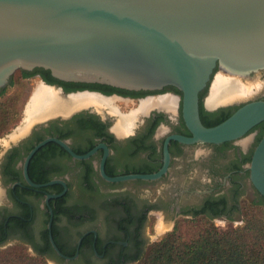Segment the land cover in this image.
<instances>
[{"label": "flooded vegetation", "instance_id": "1", "mask_svg": "<svg viewBox=\"0 0 264 264\" xmlns=\"http://www.w3.org/2000/svg\"><path fill=\"white\" fill-rule=\"evenodd\" d=\"M17 74L29 90L18 100L16 121L0 134L5 137L0 143V246L22 245L52 264H132L157 218L162 223L158 232H168L183 218L240 223L246 205L264 214V198L251 185L248 168L264 135V120L237 140L187 145L175 138H190L191 133L182 117L181 93L173 87L128 92L60 82L40 69ZM258 74L245 80L257 85L261 81L259 89L251 87L252 95L212 109L205 104L207 85L198 93L200 124L213 127L245 104L264 103V69ZM8 84L10 80L1 91ZM41 85L64 98L96 95L109 100V106H84L27 124L25 103ZM164 97L172 99L170 108L159 103ZM132 114L130 124L117 130L118 120ZM45 139L63 146L48 141L30 156L26 177L33 185H43L34 188L23 177L22 163ZM161 169L163 173L151 180L112 182L100 174L113 179ZM49 235L68 260L53 251Z\"/></svg>", "mask_w": 264, "mask_h": 264}, {"label": "water", "instance_id": "2", "mask_svg": "<svg viewBox=\"0 0 264 264\" xmlns=\"http://www.w3.org/2000/svg\"><path fill=\"white\" fill-rule=\"evenodd\" d=\"M34 69L60 82L128 92L173 87L191 133L175 137L180 143L237 140L264 120V103L245 104L206 128L198 119V93L216 73L245 80L264 69V0H0V91L14 72ZM48 141L62 145L45 139L23 160L31 187L43 185L29 182L27 161ZM248 168L251 185L264 198V135ZM163 171L113 179L100 174L116 182L151 180Z\"/></svg>", "mask_w": 264, "mask_h": 264}, {"label": "trees", "instance_id": "3", "mask_svg": "<svg viewBox=\"0 0 264 264\" xmlns=\"http://www.w3.org/2000/svg\"><path fill=\"white\" fill-rule=\"evenodd\" d=\"M17 100L15 96L0 105V134L16 121ZM179 227L148 245L132 264H264V221L259 213H244L240 227L223 231L207 222L188 230ZM0 255V264H42L21 250L9 249Z\"/></svg>", "mask_w": 264, "mask_h": 264}, {"label": "bare ground", "instance_id": "4", "mask_svg": "<svg viewBox=\"0 0 264 264\" xmlns=\"http://www.w3.org/2000/svg\"><path fill=\"white\" fill-rule=\"evenodd\" d=\"M215 75V78H212L210 93L205 102L206 107L210 109L215 108L218 105L221 106L231 104L233 102L242 101L247 98L250 94L252 95L251 87L256 88V90L260 88H258V85H260L261 81L258 85L255 84L256 82L252 83V80V82L247 81L249 82V84H247L245 81L246 79L240 80L236 77H229L219 73H216ZM258 75L259 74L253 75L251 79L257 78L256 76ZM252 92H254V89ZM165 99L166 100H161V102L159 103H162L163 105H166L170 108L173 104L172 99ZM89 105L97 107L109 106V100L102 99L96 95L88 94L71 95L69 97L64 98L59 95L55 90L53 91L51 88H47L41 85L35 89L34 94L31 97L30 105L25 111V121H27V124H30L31 122L40 121L56 114L66 115L74 109L82 108L84 106ZM134 118V114L130 115L129 117H121L117 123V125L119 126L117 130H122L123 126H127V124H130L128 123V121H132ZM126 128L128 129V127ZM19 132L21 131L18 130L17 134L14 137H17ZM1 194L2 193L0 192V200Z\"/></svg>", "mask_w": 264, "mask_h": 264}, {"label": "rangeland", "instance_id": "5", "mask_svg": "<svg viewBox=\"0 0 264 264\" xmlns=\"http://www.w3.org/2000/svg\"><path fill=\"white\" fill-rule=\"evenodd\" d=\"M216 76V75H215ZM215 78V77H214ZM214 80V79H213ZM9 85V84H8ZM211 85L212 83L208 86V88H211ZM33 87V85H32ZM29 87L27 86V84L23 81V80H20L19 79V76L17 74V71L13 73V75L10 77V85L8 87H6V89L4 90V92L2 93V95H0V105H3L4 103L8 102V99L10 98H14L15 96L17 97L18 100H21V99H24L26 97V93L27 91L29 90L28 89ZM35 88V86H34ZM34 90V89H33ZM33 93V91H32ZM32 93L30 94L28 100L26 101L25 103V106H24V111H23V114H24V117H25V109H26V106H27V103L29 101V99L31 98V95ZM209 93H210V89H209V92H208V89L206 91V94L204 96L205 99H207V97L209 96ZM204 99V100H205ZM16 101V106L19 107V102L20 101ZM21 107V105H20ZM5 137L4 136H1L0 137V143H2L4 140ZM255 213V214H260V216L262 217L263 221H264V214H262V212L259 210V208H256L254 206H250V205H246L245 206V211L243 213ZM244 219V214H243V217H242V221ZM187 222L189 221V224H185L183 222ZM208 223L210 224L214 229H216L217 231H223L225 230L226 228H237V227H240L242 225V222L240 223H233V224H225L221 221H210L208 218H204V217H200V218H193V219H190V218H183V219H178L175 224H174V227L177 225H180L181 227H179V230H183V228L185 227V229H191L192 227H197V226H202L203 223ZM162 223H160V219L157 218V220H155L154 222V226L153 228H149L150 230H148L144 236L145 238L147 239V245L144 247V249L154 243V242H157L158 240H160L164 235H166L167 233L171 232L168 231V232H158L159 228L158 226L161 225ZM173 227V228H174ZM9 249H13V250H21L23 253H25L26 256H29V257H37L39 258L42 262V264H52L50 262H46L42 257H39L33 253H31L29 250H27L24 246L22 245H19V244H15V243H8V244H3L2 246H0V254L4 251H7ZM143 249V250H144ZM10 254V253H8ZM1 256V255H0Z\"/></svg>", "mask_w": 264, "mask_h": 264}]
</instances>
